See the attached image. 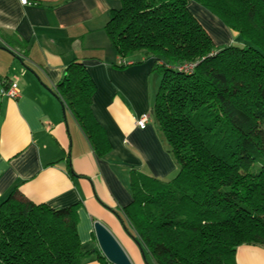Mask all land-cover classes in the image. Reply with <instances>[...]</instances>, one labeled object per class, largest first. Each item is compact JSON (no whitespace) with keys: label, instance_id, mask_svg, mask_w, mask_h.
Masks as SVG:
<instances>
[{"label":"trees","instance_id":"obj_1","mask_svg":"<svg viewBox=\"0 0 264 264\" xmlns=\"http://www.w3.org/2000/svg\"><path fill=\"white\" fill-rule=\"evenodd\" d=\"M117 1L104 30L120 60L153 59L161 79L151 114L177 164L169 181L131 170L121 223L147 264H236L239 245L264 246V0ZM190 1L243 44L214 46ZM94 91L72 60L54 94L103 155ZM93 253L79 240L77 205L36 204L16 188L0 201V264H83Z\"/></svg>","mask_w":264,"mask_h":264},{"label":"crops","instance_id":"obj_2","mask_svg":"<svg viewBox=\"0 0 264 264\" xmlns=\"http://www.w3.org/2000/svg\"><path fill=\"white\" fill-rule=\"evenodd\" d=\"M116 0H0V201L14 188L36 204L77 205V233L95 253L83 264H102L93 223L101 222L141 257L119 216L132 200L131 170L169 181L176 161L151 114L161 76L153 59L133 54L120 60L104 27ZM188 8L214 46L242 39L194 1ZM72 60L82 62L95 84L91 110L110 150L95 153L55 86ZM136 62V63H135ZM19 95H3L8 80ZM149 114L144 128L136 119ZM101 255V254H100ZM133 258V257H132ZM134 260V259H133ZM236 264H264V246L241 244Z\"/></svg>","mask_w":264,"mask_h":264},{"label":"water","instance_id":"obj_3","mask_svg":"<svg viewBox=\"0 0 264 264\" xmlns=\"http://www.w3.org/2000/svg\"><path fill=\"white\" fill-rule=\"evenodd\" d=\"M93 233L98 251L109 264H134L121 243L101 222L93 223Z\"/></svg>","mask_w":264,"mask_h":264},{"label":"built area","instance_id":"obj_4","mask_svg":"<svg viewBox=\"0 0 264 264\" xmlns=\"http://www.w3.org/2000/svg\"><path fill=\"white\" fill-rule=\"evenodd\" d=\"M22 4L28 3V0H20ZM118 63L125 64L124 60H119ZM191 64H185L182 66H179L178 68L180 70L189 71L191 69ZM3 86V95L8 96L10 98H16L19 95V88L17 81L14 80H8ZM149 114H142L136 119V125L140 128H144L148 122Z\"/></svg>","mask_w":264,"mask_h":264},{"label":"rangeland","instance_id":"obj_5","mask_svg":"<svg viewBox=\"0 0 264 264\" xmlns=\"http://www.w3.org/2000/svg\"><path fill=\"white\" fill-rule=\"evenodd\" d=\"M116 2H117V4H119V2L116 0ZM237 45H239V44H237ZM156 72V71H155ZM159 74V73H158ZM161 76V75H160ZM133 244L136 246V244L133 242ZM124 247V246H123ZM125 248V247H124ZM136 248H137V250H138V253H139V255H140V257H141V263L140 264H147L144 260H143V258H142V255H141V253H140V249L136 246ZM126 250V249H125ZM127 252V251H126ZM130 256V255H129ZM135 256H138V254L137 253H135V255L133 254V255H131V260L133 261V263L134 264H136V262H134L135 260H133L134 258H136V260H138V258L139 257H135ZM132 257H134V258H132ZM151 262V261H150Z\"/></svg>","mask_w":264,"mask_h":264},{"label":"bare ground","instance_id":"obj_6","mask_svg":"<svg viewBox=\"0 0 264 264\" xmlns=\"http://www.w3.org/2000/svg\"><path fill=\"white\" fill-rule=\"evenodd\" d=\"M135 253H136V252H135ZM135 253L131 251V255H133V254L135 255ZM135 257H138V256H135ZM133 258H134V257H133ZM134 260L136 261V258H134Z\"/></svg>","mask_w":264,"mask_h":264}]
</instances>
